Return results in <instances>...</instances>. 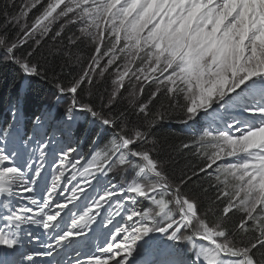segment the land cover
I'll return each instance as SVG.
<instances>
[{
  "label": "snow or ice",
  "instance_id": "snow-or-ice-1",
  "mask_svg": "<svg viewBox=\"0 0 264 264\" xmlns=\"http://www.w3.org/2000/svg\"><path fill=\"white\" fill-rule=\"evenodd\" d=\"M0 66L69 97L58 125L41 108L22 122L19 98L0 124V249L50 234L7 264L66 248V264H264V0H8ZM174 114L205 117L196 167L166 158L193 144L154 135ZM81 116L92 151L53 148ZM154 234L188 259H146Z\"/></svg>",
  "mask_w": 264,
  "mask_h": 264
},
{
  "label": "trees",
  "instance_id": "trees-1",
  "mask_svg": "<svg viewBox=\"0 0 264 264\" xmlns=\"http://www.w3.org/2000/svg\"><path fill=\"white\" fill-rule=\"evenodd\" d=\"M22 2H26V0H16L17 5H20ZM6 3H8V0H0V9H3ZM38 11L39 5L29 14V23H31L35 15L38 14ZM21 75L22 74L12 66H0V102L3 101V97L7 92H9L10 90H18ZM36 79L37 81L34 80V83L31 87L32 94L29 98L30 102L36 101L37 95L40 97L43 90L54 91V86L52 84L48 83L47 81L40 80L39 78ZM177 120H179V118L176 117V114H174L173 118L166 119L155 128L154 135L160 140L161 143H164L166 147L168 145H175L176 148H179L182 143L193 144V147L188 151H184L182 156H178L175 152L169 149L168 153L166 154V158L167 155H170L172 157V160L179 161L181 166H184L186 164L192 167H196L202 163L200 158L195 154L196 146L194 142L196 138L189 137L181 132L179 133L174 127H169L170 122ZM168 163L171 165V161H168ZM206 179V176H202V180ZM205 187H207L206 184Z\"/></svg>",
  "mask_w": 264,
  "mask_h": 264
},
{
  "label": "rangeland",
  "instance_id": "rangeland-1",
  "mask_svg": "<svg viewBox=\"0 0 264 264\" xmlns=\"http://www.w3.org/2000/svg\"><path fill=\"white\" fill-rule=\"evenodd\" d=\"M34 80L37 81V79L35 78ZM69 99H67V102H68ZM237 119H241V120H247L248 118L245 116V115H241L239 118Z\"/></svg>",
  "mask_w": 264,
  "mask_h": 264
}]
</instances>
